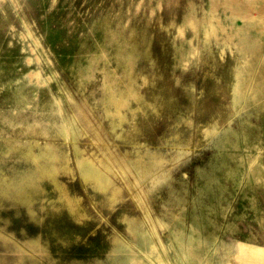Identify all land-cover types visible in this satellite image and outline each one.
I'll return each mask as SVG.
<instances>
[{
    "label": "rangeland",
    "instance_id": "1",
    "mask_svg": "<svg viewBox=\"0 0 264 264\" xmlns=\"http://www.w3.org/2000/svg\"><path fill=\"white\" fill-rule=\"evenodd\" d=\"M261 6L0 0V264H264Z\"/></svg>",
    "mask_w": 264,
    "mask_h": 264
},
{
    "label": "bare ground",
    "instance_id": "2",
    "mask_svg": "<svg viewBox=\"0 0 264 264\" xmlns=\"http://www.w3.org/2000/svg\"><path fill=\"white\" fill-rule=\"evenodd\" d=\"M251 10V9H250ZM235 14H237V11H235ZM258 18V24H264V6H261L260 8V14L258 16H256ZM250 18H254L253 15H250ZM36 55V54H35ZM28 58V57H27ZM34 72V71H33ZM56 101V100H55ZM60 103V102H59ZM247 160H248V165L250 170L252 171H256L259 169L258 167V163L256 158H254L253 156H247ZM148 251V250H147ZM150 260V259H149ZM151 261V260H150ZM162 262V261H161ZM153 263V262H152ZM164 264V263H163Z\"/></svg>",
    "mask_w": 264,
    "mask_h": 264
}]
</instances>
